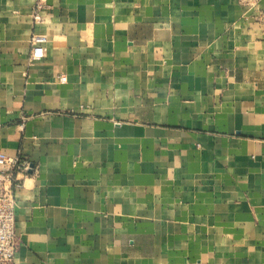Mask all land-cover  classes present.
I'll list each match as a JSON object with an SVG mask.
<instances>
[{"label": "crops", "instance_id": "crops-1", "mask_svg": "<svg viewBox=\"0 0 264 264\" xmlns=\"http://www.w3.org/2000/svg\"><path fill=\"white\" fill-rule=\"evenodd\" d=\"M36 1L0 0L10 264H264V0Z\"/></svg>", "mask_w": 264, "mask_h": 264}, {"label": "built area", "instance_id": "built-area-1", "mask_svg": "<svg viewBox=\"0 0 264 264\" xmlns=\"http://www.w3.org/2000/svg\"><path fill=\"white\" fill-rule=\"evenodd\" d=\"M43 5L37 0L32 8L33 20L41 19ZM47 35L33 31L29 42L31 48L40 47L47 42ZM65 81V75H59ZM32 170L31 163L19 155H8L0 151V264H10L19 245V236L15 229L16 191Z\"/></svg>", "mask_w": 264, "mask_h": 264}]
</instances>
